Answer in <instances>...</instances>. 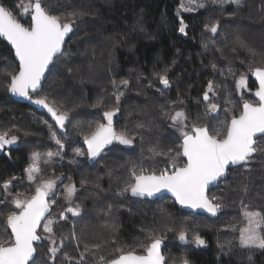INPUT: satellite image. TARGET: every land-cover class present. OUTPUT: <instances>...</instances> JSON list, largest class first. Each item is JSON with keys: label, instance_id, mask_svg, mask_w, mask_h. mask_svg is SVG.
I'll list each match as a JSON object with an SVG mask.
<instances>
[{"label": "trees", "instance_id": "trees-1", "mask_svg": "<svg viewBox=\"0 0 264 264\" xmlns=\"http://www.w3.org/2000/svg\"><path fill=\"white\" fill-rule=\"evenodd\" d=\"M181 1H51L54 14H83L75 19L73 31L41 90L31 94L32 98L47 97L51 106L68 112L63 128L44 113L13 101L8 89L0 93L1 102L4 99L14 106V113H0V126L13 123L19 127V132L11 134L18 137L17 141L0 151V201L4 204L1 207L5 209L4 218L11 207L7 200L23 189L31 193L29 197L35 194L36 187L31 190L26 184L31 152L40 148L44 153H59L54 155L51 165H42L41 169L47 171L48 177L62 176L66 185H75L76 191L71 203L59 198L45 217L58 218L67 208L79 206V216L66 213L75 218L74 232L78 231L92 245H100L99 249L90 248L84 264H96L100 257L111 259L117 248L127 251L148 243L150 238L163 240L161 252L165 264H182L185 259L189 264H247L222 254L216 239L221 237L222 241L226 226L243 220L245 211L264 212V154H254V160L247 165L251 171L241 166L232 168L224 182L209 190V198L216 197L223 205L214 218L179 210L165 196L140 200L128 191L126 198L135 208L115 196L134 182L130 179V168L137 174L140 167L147 168L145 174L159 173L164 166L170 168L168 157L181 150L182 141L170 119L176 109H182L187 117L189 132L194 125H211L223 117L220 105L214 115L207 110L203 94L209 81L213 82L210 102L216 95L228 96L233 102L219 128L230 120L233 112L238 115L242 109L243 101L234 89L237 75L244 73L249 81L250 93L244 99L256 101L253 93L257 85L252 70L264 67V0H241L239 6L227 2L221 5L219 0H195L190 5L194 11L181 9L178 14ZM19 2L3 0L9 8H15ZM200 4L204 6L199 7ZM17 15L20 18L19 10ZM181 19L186 25L184 33L178 31ZM213 24L218 25L216 33L210 31ZM6 59L12 60L18 70L12 51L0 41V62ZM220 70L223 74L218 73ZM161 75L167 76L169 87L160 83ZM125 80L127 85L122 83ZM119 92L124 95L117 102ZM113 109H118L113 116L114 130L131 139L132 146L124 147L115 141L91 161L84 137L94 131L97 123H105L104 112ZM49 125L63 148L51 138ZM74 149L79 152L76 158L71 157ZM153 150L166 155L157 156ZM7 180H11L12 186L5 193L2 183ZM239 205L243 212L238 210ZM158 206H166L169 214ZM174 220L184 223L185 241L172 240L173 236L165 230ZM38 234L42 236V227ZM66 234H70L68 222L59 221L54 237L68 241L62 252L71 242ZM196 235L205 240V245L194 242ZM42 242L43 236L34 243L37 250ZM136 250L142 252L140 248ZM62 252L57 255L60 264H76L65 260L70 256ZM36 256L37 252L35 259ZM248 264H264V254Z\"/></svg>", "mask_w": 264, "mask_h": 264}, {"label": "snow or ice", "instance_id": "snow-or-ice-1", "mask_svg": "<svg viewBox=\"0 0 264 264\" xmlns=\"http://www.w3.org/2000/svg\"><path fill=\"white\" fill-rule=\"evenodd\" d=\"M195 0H189L188 5L183 2L180 4L179 11H194L190 5ZM231 3L239 6L241 0H219V3ZM200 4L199 7H203ZM19 10L18 18L17 11ZM82 13L71 12L68 14H54L50 9V0H20L15 8L6 7L3 0H0V37H3L14 49L15 57L18 59V70L6 73L10 76L8 90L14 95L32 99L30 93H37L41 88V81L45 71L53 62L54 57L61 52L65 43V37L73 31L75 19L82 16ZM27 16L28 23H22L21 18ZM186 25L180 20L178 31L185 32ZM217 24L210 28L212 33H216ZM243 46V44H242ZM215 67V65H213ZM253 75L258 81V87L254 92L257 98L255 102L247 99L243 100L242 109L237 115L235 112L230 120L222 128H215L211 125L196 126L191 131H184L183 121L187 119L182 111L176 112L170 119L174 123L181 125L182 143L175 156L168 157L169 168H164L157 173L153 171L145 174L141 169L137 174L133 171L134 182L129 183L124 191H130L133 196H154L162 189L172 193L176 201L194 209H204L212 215H216L223 206L216 197L209 198L207 192L210 184L226 176L230 166L244 167L245 171H251L247 167L253 160L254 154H264V67H257L252 70ZM160 83L165 87L170 86L166 75L159 77ZM124 85L128 81H122ZM238 89L246 87V77L241 75L236 82ZM209 92H213V82H208V90L204 92L203 99L208 102V112H216L218 105L210 102ZM123 92L116 94L119 102ZM37 105H42L54 117L55 122L64 127L65 120L68 118L67 111H58L51 106L47 97H38L33 101ZM54 103V102H53ZM118 109L104 112L107 123H97L94 131L84 137L88 146V155L97 156L101 150L118 141L120 144L130 145L132 140L123 133H117L113 126V116ZM46 123V122H45ZM10 131V130H9ZM9 131H0V150L6 145L17 141L16 135L9 137ZM51 138L56 144L63 148L61 141L56 138V133L51 130ZM155 152L157 156L166 155L163 152ZM59 153H47L51 158ZM185 159H178V158ZM39 154H34L33 163L26 170L29 181L37 180V174L41 171L39 167ZM11 181L4 183L5 192H8ZM54 187L52 179H41L35 188V194L27 199H20L17 194L12 203L19 211H11L5 219L6 228L0 234V264H37L34 258L37 248L34 243L40 241L42 236L38 234V229L42 227L43 232L47 233V238L52 245H56L53 225L54 220L46 219L45 214L49 212L51 204L55 201L46 199L49 192ZM65 199L70 202L72 195L76 191L75 185L65 186ZM247 191V186H245ZM73 216L80 215L79 206L67 208ZM244 220L246 227L240 230L239 243L244 248H256L264 250V212L245 211ZM61 220H66L64 213L60 214ZM43 222V223H42ZM11 231L8 232L7 229ZM73 237L75 232L72 233ZM180 241L187 239L186 233L180 231L178 235ZM161 238H150L148 243L139 244L136 248L142 249L138 252L136 248L125 251L124 248H117L116 255L111 259L100 257L101 264H165V257L161 254ZM197 245H205V240L199 235L194 237ZM63 244V241H61ZM99 249L100 245L91 246ZM60 249L53 246L48 248L51 254L49 259H54ZM85 252L90 251L85 245ZM71 259V258H69ZM251 259V257H249ZM85 256L81 253L76 264H84ZM182 264H189L188 260H183Z\"/></svg>", "mask_w": 264, "mask_h": 264}, {"label": "rangeland", "instance_id": "rangeland-1", "mask_svg": "<svg viewBox=\"0 0 264 264\" xmlns=\"http://www.w3.org/2000/svg\"><path fill=\"white\" fill-rule=\"evenodd\" d=\"M51 1L52 0H50V3H51ZM181 2H183L185 5H188L189 0H182ZM24 3H27V0H24ZM21 19L24 20L25 24H27L26 23L27 16H24ZM256 42H257V40H256ZM13 70H16V66H15V64H13L12 60L6 59L3 62L2 61L0 62V93H2V92L4 93L5 90L8 89V85L10 83V76L6 75V73L11 72ZM222 71L223 70H220L218 73L221 74ZM241 75L245 76L244 73L239 74V75L236 76V79L234 81V89H235V91L237 93V96L239 97L238 99L241 100V102H242L244 100L245 94H249L250 93V89H249V81H248V78L246 76H245L246 77V87L244 89H238L237 88L236 82L240 78ZM222 77L223 76L220 75L221 79H222ZM55 80H57L56 77H55ZM0 100H1V98H0ZM212 100H213V103H216L217 105L222 106V108H223L222 109L223 117L221 119H223L224 116H225V112L231 108V106L233 105V102L231 101V99L228 96H224V97H219L218 96L217 97V95H216V96L212 97ZM252 102H254V101H252ZM13 107L14 106H11L10 104L5 103L4 99H3L2 102L0 101V113H3L5 111H9V112H13L14 113V108ZM180 111L183 112L182 109H176L173 112V115H175L176 112H180ZM214 114H215V112H209V115H214ZM15 115H16V113L14 115H12V116H15ZM221 119L220 120H216L215 119V121H212L211 122V126H213L215 128H219L218 124L221 121ZM106 123H107V120L105 121V124ZM174 125H176V127H177L176 129L178 130V133L181 135V125H180V123L179 122H176V123L173 122V127H174ZM183 125H186V126L183 127V130L184 131H188V129H187V126H188L187 120L183 121ZM0 131H9V136H11L12 133L19 132V127L17 125H14L13 123L12 124H6L5 126H0ZM115 143H118L119 145H122L124 147H131L132 146L131 144L130 145L120 144L118 141H116ZM261 143H263V142L261 141ZM31 149H32V151L34 150L33 147H31ZM44 152H46V151H44ZM44 152H41L40 148L39 149L37 148L33 152H31L30 164H29L28 168L33 163L34 154H39L40 157H41L39 162H38L40 169H41L42 165H44V166L51 165V162L54 161L55 156L53 155L51 158H49V157H47V153H49V152H47V153H44ZM78 155H79V152L74 149L72 151L71 157L72 158H76V157H78ZM164 168H167V167L164 166L163 168L161 167L160 169L162 170ZM138 169L139 170L143 169L144 172H145V170H147L146 167H140ZM169 170H171V169L169 168ZM128 171L130 173V179H132L133 178V176H132L133 168H130ZM227 178L228 177H226L224 180H226ZM41 179H45V180L46 179H52L54 181V187L49 192V194L47 196L49 201H53V200L56 201L59 198L60 199L61 198L64 199L65 202H67V203H71L73 201L74 194L72 195L70 202L65 199V196H66V190H65L66 180H64L62 178V176L61 177H59V176L48 177V173H47V171L45 169L44 170L41 169V171L37 174V180H35V181H29L28 173H27V183H26L27 187L29 189H31V190L34 189L37 186V184L40 183ZM224 180L222 182H224ZM7 181H11V180H7ZM7 181H4L2 183L3 192H5L3 185ZM11 186H12V184L9 185V190H10ZM9 190H8V192H9ZM8 192H5V193H8ZM30 195H31V193L29 194L25 189H23L20 192V199L30 198L29 197ZM16 196H14V197L10 198L9 200H7V203L9 202V204L11 206L9 208V211L7 212V214L9 212H11V211H17V212L19 211V209L16 208L15 204L12 203L13 199L16 198ZM115 196H118L119 198L125 199V202L127 204H129L131 207H133V208L136 207V205L132 204L130 201L127 200V198H126L127 193L126 192H122L121 193L120 191H117L115 193ZM3 205H4L3 202L0 201V208ZM51 205H54V204H51ZM165 207L166 206H158L157 208L161 209V211L163 213L169 214L167 208H165ZM4 210H5L4 208L0 209V234H3L4 231H5V228H6V224H5L6 217L4 218V215H3ZM238 210L240 212L244 211V208L242 207V205L238 206ZM62 213H64V215L67 217V219L64 220V221L68 222L69 227H70L69 236L66 234L68 236V238L70 239V241H71L70 242V246H69V248L67 250L62 252L64 249H66L68 247L67 239H59V240H57V239H55V237H53L56 240V245H52L51 241L47 238L48 234L44 233L43 229H42V236H43V240L45 242H42V243H40L38 245L37 256H36L37 264H60L61 262L59 261V257L57 256L59 254V252H62L64 255H69L71 259L67 258L65 260H72L73 262H76L79 259L81 253H83L84 256H85V261H84V263H85L86 262V258L90 254L89 251L85 252L84 249H85V245H88L89 248H91L93 242H90V241H87V240H83V238L80 236V234H79V232L77 230H76L77 232L75 233V236L73 237L72 233L74 232L75 218H71V217H68L66 215L67 209L65 210V212H62ZM68 213L71 214L70 212H68ZM7 214H6V216H7ZM47 219H51V220L55 221V223L53 225V231L55 232L58 222L62 221L60 219V215H59L58 218H56L55 216L52 215L51 217H48ZM182 226H184L183 222L174 220L170 224V227L169 228L167 227L168 229L166 228L165 230H167L173 236L172 240L176 239L177 241L180 242V240L178 239L179 232L183 231L185 229ZM244 227H246V221L244 220V216H243V220H240L238 223L230 224L229 227L226 226L227 230H225V233L222 236V241H220L221 237H217L216 243H217V248L220 251H222L221 253L224 254L225 256L230 257L231 259H233L237 263H243L244 262V263L248 264L249 260L250 261H254L256 256H259L260 254L263 255L264 254V250H260V249H256V248H244V247H241V245L239 243V236H240V230L243 229ZM222 230H223V227H222ZM193 233L194 234H198V233H195V232H193ZM61 241H63V244H61ZM53 246L59 248L60 250L57 252V254H56L54 259H49L51 254L48 252V248L49 247H53ZM249 257H251V259H249ZM60 259H63V258H60ZM96 264H101L100 259L96 262Z\"/></svg>", "mask_w": 264, "mask_h": 264}, {"label": "water", "instance_id": "water-1", "mask_svg": "<svg viewBox=\"0 0 264 264\" xmlns=\"http://www.w3.org/2000/svg\"><path fill=\"white\" fill-rule=\"evenodd\" d=\"M70 34H71V33H69L68 36L65 37V43H64V45L62 46V50H61L60 53L57 54L56 57H54V60H55V59H56V58L62 53V51H63V49H64V46H65V44H66L68 38L70 37ZM0 41L4 42V43L8 46V48L12 51L13 56H14V59H15V61H16L17 64H18L19 62H18V59L15 57L14 49L12 48V46H11V45L7 42V40L4 39L3 37H0ZM54 60H53V62L49 65L48 69L45 71L44 78H43L42 81H41V88H42V86H43V84H44V82H45V80H46V77H47V74H48L50 68L52 67V65H53V63H54ZM252 78H253V80L256 82V85H257V87H258V81L256 80V77L253 75V73H252ZM163 87H164V86H163ZM41 88L38 90V92L41 90ZM164 88H165V87H164ZM254 92H255V91H254ZM31 94H33V93H30V95H31ZM8 95H9V97H10L13 101H15V102H17V103H21V104L28 105L29 107L34 108L37 112L44 113L49 119L55 121L54 117L51 115V113L48 112V110H47L46 108H44L42 105H37V104H35V103L33 102L35 99H31V100H29V99H27V98H25V97H20V96H18V95H14V94L11 93L9 90H8ZM253 95H254V93H253ZM254 97H255V96H254ZM255 99L257 100L256 97H255ZM205 102H206V101H205ZM56 124H57V123H56ZM114 142H115V141H113V142H112L111 144H109V145H106V146L101 150V152H100L97 156H95V157H91V156L88 155V151H87L88 146H87V144H86L85 141H84V146H85V148H86L88 158H89L91 161H95V160H96V159L102 154V152H103L104 150L108 149V148H109ZM181 143H182V141H181ZM184 159H185V158H184ZM235 167H238V166H230V167L227 169V172H226V176H225V177H223V178H221L220 180L214 182L213 184H210V185H209V188H208V192H207V194L209 193V190H210V189L215 188L219 183H221V182H222V181L228 176V172H229L230 169L235 168ZM130 195H131L132 197H134V198H136V199H140V200H155V199H158V198H160V197L165 196V197H168V198L172 199V200L174 201V203H175L177 209H179V210H182V211H185V212H190V213H193V214H195V215H203V216L210 217V218H214V217H216V216L219 214V212H220V209H219V211L217 212L216 215H212L211 213L207 212V211L204 210V209H194V208H191V207H188V206H185V205H181V204H179V203L176 201V199H175V197L172 195V193L168 192L167 190H163V189H162L160 192L156 193L154 196H151V197H149V196H133V195L131 194V192H130ZM45 215H46V214H45ZM161 254H162V252H161ZM162 255H163V254H162Z\"/></svg>", "mask_w": 264, "mask_h": 264}, {"label": "flooded vegetation", "instance_id": "flooded-vegetation-1", "mask_svg": "<svg viewBox=\"0 0 264 264\" xmlns=\"http://www.w3.org/2000/svg\"><path fill=\"white\" fill-rule=\"evenodd\" d=\"M14 57V56H13ZM15 60V59H14ZM16 62V61H15ZM17 63V62H16ZM18 65V64H17ZM32 99H36V98H32ZM11 145V144H10ZM10 145H6L5 147H8V146H10ZM4 147V148H5ZM3 150V149H2ZM1 151V150H0Z\"/></svg>", "mask_w": 264, "mask_h": 264}]
</instances>
